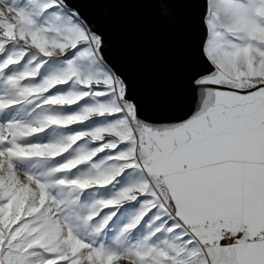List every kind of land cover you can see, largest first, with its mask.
<instances>
[{"label":"snow or ice","instance_id":"1","mask_svg":"<svg viewBox=\"0 0 264 264\" xmlns=\"http://www.w3.org/2000/svg\"><path fill=\"white\" fill-rule=\"evenodd\" d=\"M118 2L0 0V264H264V0H203L179 115L112 59Z\"/></svg>","mask_w":264,"mask_h":264},{"label":"water","instance_id":"2","mask_svg":"<svg viewBox=\"0 0 264 264\" xmlns=\"http://www.w3.org/2000/svg\"><path fill=\"white\" fill-rule=\"evenodd\" d=\"M203 0H172L180 23L161 15L160 6L139 0L112 5L105 21L110 55L130 82V91L150 113L179 115L187 107L191 73L201 67L198 37ZM85 12L99 16V10ZM182 24L189 26L185 31Z\"/></svg>","mask_w":264,"mask_h":264}]
</instances>
